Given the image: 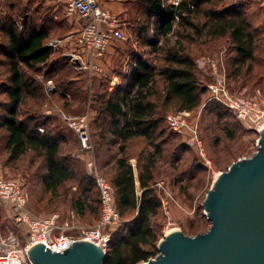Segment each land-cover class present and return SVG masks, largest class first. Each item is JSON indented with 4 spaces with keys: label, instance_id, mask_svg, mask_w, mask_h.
<instances>
[{
    "label": "rangeland",
    "instance_id": "obj_1",
    "mask_svg": "<svg viewBox=\"0 0 264 264\" xmlns=\"http://www.w3.org/2000/svg\"><path fill=\"white\" fill-rule=\"evenodd\" d=\"M233 3L246 9L252 27L258 26L252 64L236 62L235 48L228 35L211 37L205 30H196L204 20L201 14H197L185 21L191 22V25H176L173 34L163 38L155 49L143 42V38L154 35L150 29L152 24L143 38L136 36V25L132 30L133 35L127 32L128 47L122 52V56L128 55V63L120 62V57L115 65L106 67L99 76L93 72L91 79L82 62L74 60L69 54L74 44L67 40L52 47L54 53L46 63L32 69L23 68L25 76L37 87L28 91L21 104L19 117L41 133L45 130L59 139L58 158L74 173L57 190H46L43 185L46 173L44 158L28 150L15 161L9 159L4 148L6 131L0 128V174L23 184L29 197L28 206L35 214H57L60 226L70 227L69 231L74 232L78 230L76 225L93 226L97 223L100 193L87 162L94 158L100 173L111 180L116 171L115 160L120 155L119 141L110 132L112 126L103 110L104 100L108 95L122 91L132 57L140 55L156 68L149 99L155 105L154 114L160 119L159 128H163V133L155 137L152 144L140 136L130 139L125 155L136 174L142 166L152 165V186L161 200L158 213L151 218L157 244L172 228L180 229L187 235H195L210 227L203 201L216 174L226 170L238 159L251 156L256 151L258 135L245 128L223 103L209 100L208 86L223 81L225 89L232 95L256 98L264 106V0H224L222 3L204 4L203 8L219 9L222 5ZM66 17L68 27L61 31L54 30V36H65L80 28L81 18L77 13H66ZM181 48L194 59L197 80L206 88L199 104L191 110L180 109L177 102L165 99V84L161 74L165 67L164 58L166 52ZM7 75L6 67L0 69V90L6 85ZM48 82L52 85V91L47 92ZM3 94L0 92V120L4 114ZM47 108L51 109L49 113L46 112ZM182 110L190 113L184 130L176 132L172 129L170 116ZM61 112L72 118L87 116L90 150L82 149L75 131L63 119ZM194 129L203 140L204 158L198 154L191 137ZM84 194H88L89 199L84 205L83 214H80L76 202L83 200ZM166 209L169 213H166ZM129 218V212L121 215L119 224L111 228L110 233L115 235L123 231ZM9 222L8 207L0 201V235L4 236Z\"/></svg>",
    "mask_w": 264,
    "mask_h": 264
},
{
    "label": "trees",
    "instance_id": "obj_2",
    "mask_svg": "<svg viewBox=\"0 0 264 264\" xmlns=\"http://www.w3.org/2000/svg\"><path fill=\"white\" fill-rule=\"evenodd\" d=\"M222 1L179 0L175 4L169 0H136L142 14L137 23L136 36L143 38L152 24L150 29L154 35L143 38V42L155 49L163 38L173 34L176 25H191V22L185 21L201 14L204 20L196 30H205L211 37L228 35L235 48L236 62L252 64L258 26L252 27L246 9L237 3L222 5L219 9L203 8L204 4ZM6 32V43L0 40V54L6 60L8 73L6 85L0 90L6 97L3 99L4 114L0 120V128L6 131L4 148L12 161L19 159L28 150L42 156L46 164L43 185L46 190L55 191L64 181L74 176L72 169L58 158L60 141L45 130L41 133L19 117L23 100L37 87L25 76L23 68L32 69L46 63L54 49L46 43L49 33L44 26L26 29L22 25L19 31L11 21ZM181 50L168 51L164 58L165 67L161 74L165 84V99L177 102L180 109L191 110L199 104L200 96L206 88L197 80L194 59ZM155 70V66L147 63L142 56H133L122 91L114 92L104 100L103 110L112 126V136L119 141L120 153L115 160L116 171L108 181L114 187L115 205L120 217L130 213L125 229L115 235L111 234L105 264H139L158 252L151 218L158 213L161 200L152 186V165L142 166L138 171V193L134 168L125 155L130 139L140 136L152 144L155 137L163 133V128H159L160 119L154 114L155 105L149 99ZM82 199L76 202L80 214H83L84 205H87L88 194H84Z\"/></svg>",
    "mask_w": 264,
    "mask_h": 264
},
{
    "label": "built area",
    "instance_id": "obj_3",
    "mask_svg": "<svg viewBox=\"0 0 264 264\" xmlns=\"http://www.w3.org/2000/svg\"><path fill=\"white\" fill-rule=\"evenodd\" d=\"M67 14L77 13L81 18L80 28L67 34L63 39L74 45L69 52L74 60L81 61L88 70L89 78L93 72H103L102 60L113 44L129 40L125 22L110 8L102 6L98 0H61ZM175 4L178 1L174 2ZM19 27H21L19 25ZM50 46L59 45V40L48 42ZM1 85V80H0ZM52 85L47 83V92ZM209 100L223 103L234 116L247 128L259 136L264 128V106L261 100L253 97L232 95L224 87V82L208 86ZM50 108L46 109L49 113ZM188 110L170 116L172 129L182 132L187 123ZM63 119L75 131L82 149H91L87 116L72 118L61 112ZM42 130L41 128H39ZM191 136L198 154L204 158L205 149L200 135L193 130ZM100 193V216L93 226L76 225V232L70 227L60 226L57 214L40 216L28 206V193L17 180L5 178L0 174V201L5 203L9 212V226L4 236L0 235V264H33L28 249L38 241H44L52 252H62L74 241L84 239L99 245L107 252L111 241V228L120 222V214L115 205L113 185L100 173L94 158L87 162ZM166 213H169L166 209Z\"/></svg>",
    "mask_w": 264,
    "mask_h": 264
},
{
    "label": "water",
    "instance_id": "obj_4",
    "mask_svg": "<svg viewBox=\"0 0 264 264\" xmlns=\"http://www.w3.org/2000/svg\"><path fill=\"white\" fill-rule=\"evenodd\" d=\"M203 208L211 222L206 231H168L157 244V254L140 264H264V128L256 151L215 177ZM28 253L33 264H105L107 254L84 239L62 252L38 241Z\"/></svg>",
    "mask_w": 264,
    "mask_h": 264
},
{
    "label": "crops",
    "instance_id": "obj_5",
    "mask_svg": "<svg viewBox=\"0 0 264 264\" xmlns=\"http://www.w3.org/2000/svg\"><path fill=\"white\" fill-rule=\"evenodd\" d=\"M98 1L102 6L110 8L115 14H117L118 17L125 22L126 32H128L130 35H133L132 30L135 29L134 27L137 25V23H139L142 15L140 13V6L136 2V0ZM11 21L15 23V26L19 31L22 29V25H24L26 29H38L44 26L49 33V37L46 41L47 44L48 41L53 39L59 40V43H61L66 35L64 36L63 34H61V36H54L53 31L56 29H59L61 31L64 29V27H68L66 10L61 0H0L1 43H6L7 41L6 28ZM19 25L21 27H19ZM49 38L51 39L49 40ZM126 43L127 41L117 42L112 45V47L110 48L108 53H106L104 59L102 60L103 70H105L108 66L115 65L117 59H120V57V62H123L125 64L128 63V55L122 56V52H124L128 47ZM118 49H120V51ZM5 67H7L6 60L0 54V69H4ZM113 77L115 76L113 75ZM5 80L7 82V78ZM4 99H6L5 96ZM135 184L138 191L140 188L136 173Z\"/></svg>",
    "mask_w": 264,
    "mask_h": 264
},
{
    "label": "bare ground",
    "instance_id": "obj_6",
    "mask_svg": "<svg viewBox=\"0 0 264 264\" xmlns=\"http://www.w3.org/2000/svg\"><path fill=\"white\" fill-rule=\"evenodd\" d=\"M218 174H219V173H217L215 177H217V176H218ZM173 229H174V228H172L171 230H173ZM171 230H167V231H169V232H170Z\"/></svg>",
    "mask_w": 264,
    "mask_h": 264
}]
</instances>
